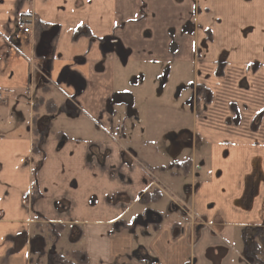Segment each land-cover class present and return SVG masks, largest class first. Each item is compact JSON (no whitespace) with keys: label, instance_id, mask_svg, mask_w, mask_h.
<instances>
[{"label":"crops","instance_id":"obj_1","mask_svg":"<svg viewBox=\"0 0 264 264\" xmlns=\"http://www.w3.org/2000/svg\"><path fill=\"white\" fill-rule=\"evenodd\" d=\"M23 19L31 34L18 38ZM81 30L88 36L76 39ZM106 75L113 106L96 95ZM147 77L177 88L174 102L148 96ZM129 80L141 83L129 89ZM167 86L161 99L171 97ZM46 88L48 99L78 113L71 134L51 132L62 115L42 109L35 117ZM0 98V264H32L38 233L50 224L82 230L71 246L88 264H195L197 225L240 229L243 239L264 231V0H0ZM118 112L130 116L126 125L116 127ZM131 121L147 122L146 158L122 142ZM37 129L48 130L41 157L33 155ZM187 148V176L199 181L181 197L162 190V201L146 208L153 220L142 223L141 237L150 244L138 253L131 225L139 200L182 177ZM160 155L166 162L154 163ZM96 190L108 205L91 206ZM154 206L185 216L183 206L189 222L164 224Z\"/></svg>","mask_w":264,"mask_h":264},{"label":"rangeland","instance_id":"obj_2","mask_svg":"<svg viewBox=\"0 0 264 264\" xmlns=\"http://www.w3.org/2000/svg\"><path fill=\"white\" fill-rule=\"evenodd\" d=\"M105 72L106 71H103V73ZM138 82L139 81L129 80V85H128V87H130L129 89L135 88V86L141 83V82L140 83ZM146 84L152 85V87L147 89L148 90L147 92L149 94L148 96H150L151 94H152L151 96H153V94L155 93L153 96V99L156 103L168 104V102L169 103L174 102L173 100L174 95L178 93L177 88H174L172 86L173 89H169L166 82H163V84H160V83L156 84L153 77H151L150 79L147 77ZM85 86L86 85H84V90H82L81 89L82 87L80 86H76L74 87V89L77 94H83L84 92L87 91V86L86 87ZM109 86H110V83L108 81V75H106L103 77V81L101 85H99L96 95L97 97H102V98L109 97V100H110L109 103L113 106L112 101L114 100V97L113 95L111 96ZM165 86H167L165 94H167V92L169 93V91H172V93L170 92L171 97L168 98L166 96H163V99H161L160 95L158 97V94L160 93L161 89H163ZM38 88L39 87L36 88V90H38L36 92H39V95H41V91H40L41 89L40 88L38 89ZM137 91H139V89ZM64 102L66 103L67 101H64ZM186 105L189 106L188 103H186ZM124 106L128 114L135 111L131 109V106L128 104H125ZM111 108L112 107H110L109 105V107L107 108V111H110ZM139 108H140V113L144 117L145 114L148 113L147 105L145 103H141V104L139 103ZM122 118H123V115L120 114V116L115 121V124L117 125L116 127L122 126L124 123L126 125V121H129L130 116L128 118V115H127V119L125 121ZM79 123L81 122L78 119L73 118V116H70V115L58 116L57 120L53 123V128L51 132L57 133L58 131H62L66 133V135L71 134V127L75 125L77 126ZM132 124H133V131H132L131 137L125 136L126 139H124L122 142L125 145L131 144L132 148L137 149L139 153L141 154V156L143 158H146V156L150 152L148 151L149 149L148 146L145 145V140H144L145 137L143 136L146 133L147 122L145 121L143 125H140V124L138 125L134 123L133 121H131L130 125ZM191 150H192L191 148L185 149L183 153V162L193 157V153L191 152ZM197 158L198 160L200 159L199 154L197 155ZM141 161L143 163H139L137 165L144 170V168L148 165V163L143 160ZM154 161H155L154 163L158 161L166 162L161 155L157 157V159L154 158ZM171 171L174 172L175 170L172 168ZM181 175L182 177H180V179L177 182L175 181V183L170 182V183H166L162 185V190L165 191L164 192L165 194H171L173 196L181 197L182 195H184L186 188L194 185L195 182L199 181L198 178L196 181L195 180L193 181V177L191 175L185 176L182 172H181ZM96 191L97 193L93 192L91 195V198H93L91 199V206L96 208V207H104L103 206L104 204L108 205L109 201L107 199L104 200L103 198L98 199L97 197H95L97 196L96 194L101 193L98 190ZM63 207H65L66 209L69 208L66 203H61L59 205V208H63ZM153 208L157 210H162L164 212V222H165L164 224H169L171 222H179L182 226L183 224H185V222H189V219L187 217L183 216L181 213L168 211V208L165 206H161V207L154 206ZM135 212H138V213L141 212L140 215L143 216L145 224L147 223L149 224L152 221L150 215L146 213L144 208L142 209L141 206L136 207ZM133 225H136L137 233L134 235H138V240H139V241L136 240L137 242H135L136 250L138 251L140 246L147 248L148 247L147 245L150 244V240H147L146 238L141 237V231H143V227L141 226L142 223H140L139 221V224L137 222V224H133ZM38 234H39L38 236L39 238L34 243L35 244L34 246L35 254L42 252L44 250V243L47 242L46 234L44 233H41V234L38 233ZM243 234H244L243 230L230 228V227L227 229H224L223 231H216V229L213 227L203 229L201 234L198 233L196 237L198 242L196 243V247L194 250V254H195L194 260H196L195 264H250L249 261H247L246 256H245V250H244L245 242L243 239ZM254 234H255L254 232H249L247 234L246 237L248 239L249 244L258 241V239L254 237ZM47 244H48L47 250L49 251L50 248L52 249L51 243L47 242ZM73 248L74 247L71 246V243H69L68 239L64 235L62 241L57 246V251L61 254H65V253L72 251ZM36 256L38 257L39 255L37 254ZM44 264H47L46 260Z\"/></svg>","mask_w":264,"mask_h":264},{"label":"trees","instance_id":"obj_3","mask_svg":"<svg viewBox=\"0 0 264 264\" xmlns=\"http://www.w3.org/2000/svg\"><path fill=\"white\" fill-rule=\"evenodd\" d=\"M36 27H41L43 30L48 28L46 25H43L40 22L36 23ZM88 36V32H83V30L78 31L76 33V39L81 36ZM47 90V88L45 89ZM48 94V90L45 92V95L40 97L38 103L36 104L37 108V114L35 117H38L42 109H45V112L49 116H56V115H76L75 109L71 107L69 104H65L62 106H58L56 102L53 99H48L46 95ZM199 97L208 96L209 93L206 90L199 89L198 94ZM39 110V111H38ZM47 132L37 129L35 131L34 139H33V155L37 157L42 156V144L47 138ZM187 168L185 173H188L190 170V164H187ZM181 166V165H180ZM184 166V165H182ZM189 169V170H188ZM38 189L35 187L33 189V201L32 204L39 198ZM163 199V193L155 188L153 191H149L143 195V197L140 199L139 203L142 206H149L151 204H158ZM38 219H40V216H37ZM38 229H41V226L38 225ZM77 229V232L75 231ZM179 229V228H178ZM177 228H175V238H178L180 233L176 231ZM40 234L44 233L47 235V242H50L52 247L57 248L58 244L62 241L63 236L67 235L66 238L68 239L69 243L71 244H78L83 236V232L79 227H72L67 232V226L63 224H50L46 226V230L42 229L39 231ZM254 237L258 239L257 242L254 243H248V239L245 236L244 237V250H245V256L247 261H249L250 264H264V231L261 229H256ZM45 244L44 250L40 253H38V257L36 256V259L34 258L32 260V264H44L45 260L47 264H88V257L86 252L74 249L68 253L61 254L56 251H46V247H48V244ZM37 255V254H35Z\"/></svg>","mask_w":264,"mask_h":264},{"label":"flooded vegetation","instance_id":"obj_4","mask_svg":"<svg viewBox=\"0 0 264 264\" xmlns=\"http://www.w3.org/2000/svg\"><path fill=\"white\" fill-rule=\"evenodd\" d=\"M198 90H199V89H198ZM197 92H198V91H197ZM188 163L191 165V166H190L191 168H190V170L188 169V170H189L188 173H185L186 168H187V166H188V165H187ZM180 165H181V166H180ZM182 165H184V166H182ZM178 167L180 168V169H177V170L179 171L178 173H181V172H182L185 176H187L188 174H190V172H191V170H192V161H191V160H186V161H184V162L182 161L181 163L178 164ZM155 188L159 189V190L163 193V191H162L161 188H159V187H155ZM155 188H152V189H150L149 191H153ZM188 188H189V187H188ZM149 191H148V192H149ZM143 195H144V194H143ZM143 195L141 196V198L143 197ZM163 195H164V194H163ZM139 201H140V200H139ZM161 201H162V200H161ZM158 204H159V203H158ZM140 205H141V204H140ZM151 205H154V204H151ZM151 205H149V206H151ZM141 206H142V205H141ZM149 206H143V207H145V212L148 213V214L150 215L151 219L153 220V217H152L151 214H150L151 211H150L149 209L146 210V208H148ZM179 207H180V209H182V212L185 214V216H187V215H188V209L185 208V207H183V206H182V207L179 206ZM141 219H144L143 216H139V217H137V218L135 219V221L132 223V225H131L132 230H131V231H132L133 234L136 233V225H133V224H137V222H138V224H139V221H140V223L145 224V223H144L145 221L142 222ZM151 222H152V221H151ZM145 225H146V224H145ZM145 225H144V226H145ZM147 225H148V223H147ZM141 226H143V225H141ZM199 227H201V228H199ZM198 228H199V229H198ZM203 228H204V227H203L202 225H197V226L194 228V231H193L194 234H195V232H196L197 234L200 233V231H201ZM180 229H181V226H180ZM51 247H52V245H51ZM141 247H142V246L139 247V250H138V251L136 250L138 253H140V251H142ZM47 248H48V247H46V249H45L46 251H48ZM143 248H144V247H143ZM50 251H56V252H58V251H57V248H54V247H52V249L50 248V249H49V252H50ZM39 253H40V252H39ZM37 254H38V253H37Z\"/></svg>","mask_w":264,"mask_h":264},{"label":"built area","instance_id":"obj_5","mask_svg":"<svg viewBox=\"0 0 264 264\" xmlns=\"http://www.w3.org/2000/svg\"><path fill=\"white\" fill-rule=\"evenodd\" d=\"M31 34V27L30 25L25 21H21L16 29L15 35L19 38L22 35H29ZM4 99L0 98V102H2Z\"/></svg>","mask_w":264,"mask_h":264},{"label":"water","instance_id":"obj_6","mask_svg":"<svg viewBox=\"0 0 264 264\" xmlns=\"http://www.w3.org/2000/svg\"><path fill=\"white\" fill-rule=\"evenodd\" d=\"M199 228H201V227H199ZM199 228H198V229H199Z\"/></svg>","mask_w":264,"mask_h":264}]
</instances>
